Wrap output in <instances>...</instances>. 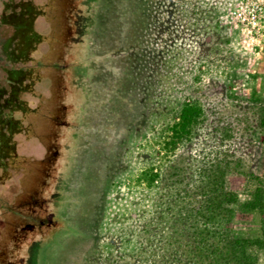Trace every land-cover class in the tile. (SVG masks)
Segmentation results:
<instances>
[{
    "label": "rangeland",
    "instance_id": "1",
    "mask_svg": "<svg viewBox=\"0 0 264 264\" xmlns=\"http://www.w3.org/2000/svg\"><path fill=\"white\" fill-rule=\"evenodd\" d=\"M18 2L38 41L30 61L0 55V103L5 69L35 79L0 166V264H215L232 247L264 264L247 207L264 198V28L247 0H0V46ZM185 105L200 115L176 139ZM221 181L228 214L209 204Z\"/></svg>",
    "mask_w": 264,
    "mask_h": 264
},
{
    "label": "trees",
    "instance_id": "2",
    "mask_svg": "<svg viewBox=\"0 0 264 264\" xmlns=\"http://www.w3.org/2000/svg\"><path fill=\"white\" fill-rule=\"evenodd\" d=\"M4 9L10 11L8 14H2L1 21L5 24H10L14 27V35L6 42L1 43L0 55L3 59L9 63H24L30 61L28 56L29 50L33 47V44L38 41V36L32 30V21L34 19V8L30 3H8L4 5ZM8 81V96L4 98L0 103V166L3 165L4 160L10 157L14 153L15 147L12 139L16 133L21 130L20 120L14 118V114H26L29 111L27 103L21 99V95L25 92H30L34 86L35 79L33 73L22 68H10L4 70ZM6 92L0 90V99ZM8 113V119L2 120L3 111ZM200 115V110L196 107L185 105L179 115V122L172 128L173 134L176 139H180L184 135H187L194 120ZM7 116V115H6ZM255 195L253 201L247 205L250 209H256L264 215V198L261 191ZM236 201V196L226 192L223 189V182L219 184V188L215 191L212 200L209 204L214 209L213 211L218 213H229L227 208H223V205L233 203ZM224 215V214H223ZM224 217H227L224 215ZM264 217V216H263ZM264 234V231H263ZM239 243V242H233ZM245 246H238L237 250L244 249ZM233 249V247H232ZM232 249H228L225 253L219 249H214L215 264H249V258L241 255L237 260L228 261L231 256L229 252ZM235 251V249H233ZM202 264H206L205 257L201 256Z\"/></svg>",
    "mask_w": 264,
    "mask_h": 264
},
{
    "label": "built area",
    "instance_id": "3",
    "mask_svg": "<svg viewBox=\"0 0 264 264\" xmlns=\"http://www.w3.org/2000/svg\"><path fill=\"white\" fill-rule=\"evenodd\" d=\"M244 7L249 8L248 17L245 20L254 30V33L258 34L260 26L264 28V0H247ZM256 28V29H255Z\"/></svg>",
    "mask_w": 264,
    "mask_h": 264
}]
</instances>
